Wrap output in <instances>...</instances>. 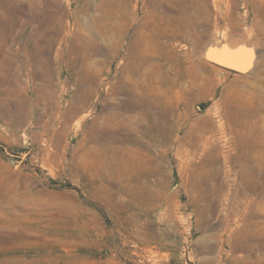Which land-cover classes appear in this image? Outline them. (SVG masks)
Returning a JSON list of instances; mask_svg holds the SVG:
<instances>
[{
	"label": "rangeland",
	"instance_id": "obj_1",
	"mask_svg": "<svg viewBox=\"0 0 264 264\" xmlns=\"http://www.w3.org/2000/svg\"><path fill=\"white\" fill-rule=\"evenodd\" d=\"M36 1L0 0V264H264V248L252 246L262 238L264 194L239 186L233 131L242 129L234 125L238 103L258 117L257 93L242 92L258 83V64H234L239 71L181 39L166 47L159 34L173 26L149 5L154 0ZM157 1L173 8L169 14L193 17L205 2L215 17L214 1L222 12L236 0ZM238 1L239 25L222 23L232 33L249 29L257 45L247 47L264 67V30L251 26ZM104 13L115 15V30ZM144 30L154 34L151 62L139 75L124 73ZM205 32L221 38L212 26ZM173 52L205 64L188 93L152 66L165 63L168 75L178 62ZM136 81L137 91L170 102L152 120L174 130L171 140L154 142L155 127L125 119L140 117L132 106ZM259 117L264 130V110ZM107 129L124 139L105 137ZM119 146L129 151L103 169ZM203 164L216 172L202 174Z\"/></svg>",
	"mask_w": 264,
	"mask_h": 264
},
{
	"label": "bare ground",
	"instance_id": "obj_2",
	"mask_svg": "<svg viewBox=\"0 0 264 264\" xmlns=\"http://www.w3.org/2000/svg\"><path fill=\"white\" fill-rule=\"evenodd\" d=\"M28 2H31V4L33 2L37 3L36 0H28ZM238 3L239 1L236 0L231 6L227 5L226 10L220 12L217 1H214V7L217 10V12H215L216 13L215 17H211L212 12L210 10V7H208L207 3L205 2L201 8L202 9V12H200L201 17H193L191 15H187L186 13L185 15L184 13H180L182 12L181 10L178 13L176 12L174 14H169V12H171L173 8L170 5L169 6L163 5V3L157 0L151 1L149 5H151L155 9L159 8L160 9L159 13L165 18L167 17V19L170 20L172 23L173 27H170L169 31L161 32L159 34V38L164 37L166 39L164 40L165 42L164 45L166 47L170 45L168 44L169 41L171 42L172 40H175V39H181V40L192 43V45L195 46L196 49L198 48V50L201 48V46H204L201 50V56L202 57L205 56L208 59L211 58V59H216L220 61H225L226 63L229 62L232 64H238V65L242 64L241 65L242 68H244L245 66H248L251 61H255L259 66V71L256 72V76L259 81L258 83H251V86L249 88H251L252 90L242 89V92L246 97L252 96L254 92L257 93L256 101L258 104L256 106V110L260 114V112L264 110V92H263V95L260 97L258 96V92L261 90L264 91V77L261 76V74L264 72V67L260 66L261 62H258V61H261L262 59L261 55L257 54L258 56L257 55L255 56L254 55L255 50H253V48L249 49V47H247V45L256 46L257 41H252L249 39L250 33L247 32V30H249L248 28L245 27L243 28L244 29L243 31L232 33L230 32L231 29L226 27V23H222L223 20H227V24L232 27L239 25L241 17L239 16V12L237 11ZM198 4H200V2ZM242 4L245 7L244 14H246V16L251 17L250 19L251 26L255 28H261L264 30V24L263 22H261L264 19V0H244ZM123 7L125 9V6ZM154 8H152V10H155ZM102 18H104L106 22V27L108 30L114 29V26H116L115 25V15L111 13H104V17ZM130 22H131V18L129 17L128 19H125L124 25L128 26ZM121 24L123 25V22ZM211 26L214 28L215 32H219L221 34V38H217L216 36L213 37L211 35H208L205 32L206 29ZM121 28H123V26ZM122 36L123 35H121V37ZM153 38H154V34H152L151 31H148V30H144L135 35V39L131 44L132 45L131 50H130L131 52L129 53V57H131L135 62H128L127 64L125 63L123 70H122L124 73L128 74L136 68L137 73H138L137 75H139L140 73L139 68H141L139 66H144L146 64L148 65L149 62H151L149 58H150L151 53H153L154 51L152 47ZM243 45H246V47L245 46L243 47ZM173 55H174V58L178 61L176 64L177 66L176 68L171 69V71H168V75H167V70L165 69V66H164L165 63H162L160 65L152 64V66L161 67L162 69L166 71V77L168 79L167 83L170 86L175 87L176 90H180V91L183 90L188 93L190 92L191 87L195 83L201 80L202 70L205 64L202 61L194 60L193 56L187 52L183 53L182 58L181 56H179L178 53L173 52ZM179 57L181 59H179ZM184 80L187 81V84L185 85L186 87L182 88V82L184 83ZM137 82L138 81H136V83L134 82L135 83L134 87L131 88L132 95L138 96L136 97L137 100H133L132 106L138 109L137 112L140 114V117L137 120V122L127 117L125 119H127V121H129L130 123L136 125L137 128L141 127L144 120L146 122L145 127L148 130H150V128L152 127H155L154 132L151 133V135L153 136L152 139L154 142L159 141L160 138L161 140L162 139H165L167 141L171 140L173 138L174 130L171 128V129L163 131V128H158L157 124H155L154 121L152 120L153 111L157 108L158 110L162 109V111H164L162 106L167 107V105H169L170 102H167L166 99H156V98L152 99L150 97L151 94L150 96H148L142 93V92H145L143 91L145 89H141L142 92L141 90L137 91ZM140 88H142V86ZM241 107H242V102L238 103L235 108L236 113H235L234 125L242 129H237V127H233V131L235 134V138L237 139V147H238V152H237V155L235 156L236 158L241 159V161L239 162V172L241 173V181H239V186L242 188H248L252 190L254 194L260 195V194H264V165H263L264 164V157H263L264 155V130L262 129L263 128L262 127L263 118L261 117L262 118L261 119L259 117V114H258V117H256L254 114H252V112L243 110ZM166 114L167 113H165L164 116H166ZM117 116L119 117V115ZM163 118L165 119V117ZM108 120L109 118L107 119V121ZM209 122L212 125L211 120H209ZM94 124L95 123H93V125ZM227 125L231 126L229 122L227 123ZM217 126L221 132H224L225 120L222 121L221 118H219ZM194 128H195L194 131L197 137L204 136L205 128L203 127L200 128V126H196V125ZM209 128L211 127L209 126ZM111 133L107 129L105 137H108L112 141L114 140L118 142H121L124 139V137L122 136L120 137L118 134L114 135L113 133L112 134ZM119 147L121 148V151L112 152L113 156L111 155L110 157H108V161L106 160L107 163H104V165L101 166L103 169L109 166L110 164L118 163L119 161L117 159L120 157V155H122L124 151H127L129 149L126 146H119ZM106 152H107V149L106 151L103 149L100 150V153L103 155H105ZM207 162H211V161L208 160ZM207 164H210V163H207ZM213 171L216 172L215 167L206 168L205 164L202 165V174H205L207 172H213ZM246 175H248L249 178L245 179ZM258 178H260V180ZM257 207L260 212L264 213V201L260 202ZM259 211L252 212L251 216L259 214L260 213ZM258 225L260 227L262 238L259 241L256 240L252 244V246L255 249L261 248V247H262L261 249H263L264 248V221L263 223L261 222Z\"/></svg>",
	"mask_w": 264,
	"mask_h": 264
},
{
	"label": "water",
	"instance_id": "obj_3",
	"mask_svg": "<svg viewBox=\"0 0 264 264\" xmlns=\"http://www.w3.org/2000/svg\"><path fill=\"white\" fill-rule=\"evenodd\" d=\"M217 63L223 64V65H226V66H228V67H231V68H233V69H237V70H239V71L242 70L241 67L236 66V65H234V64H229V63H226V62H223V61H217Z\"/></svg>",
	"mask_w": 264,
	"mask_h": 264
}]
</instances>
